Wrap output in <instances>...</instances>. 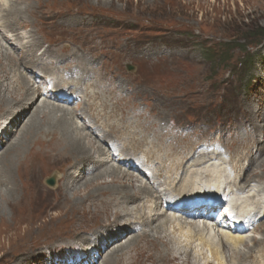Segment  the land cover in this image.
<instances>
[{
    "label": "rangeland",
    "instance_id": "1",
    "mask_svg": "<svg viewBox=\"0 0 264 264\" xmlns=\"http://www.w3.org/2000/svg\"><path fill=\"white\" fill-rule=\"evenodd\" d=\"M3 2L6 4L5 0ZM31 2L34 13L29 14L30 16L26 19L33 29L35 27L42 29L39 40L44 42V47L37 52V55L48 47L49 41L62 43V52H64L62 48L70 49L68 47L70 41H78L80 44L77 48L83 47L81 50L87 52L85 54L90 61L85 62L87 69L82 64V67L89 71L87 80L90 77L95 79L96 76L102 78L103 84L96 87V91L100 94L92 113L96 115L94 118L110 117L113 111H119L116 106L107 107L105 112L101 111V107L98 108L105 102L108 95L110 98L111 94H116L117 97L110 98L112 102L109 99V104L119 102V113L128 115L130 121L137 124L129 128L122 121V131H138L148 127L151 129V134L154 130L161 132L158 136L169 133L170 136L167 135L165 143L179 145L186 158L187 168L197 162L208 160V158L200 160L196 158L199 154L195 155L200 145L204 146V144L211 148L219 145L224 149L225 156L226 153L228 155L226 161H232L227 169L230 170L233 179L238 172L243 173L236 166L242 170H245V167L248 168V162L243 160L241 166L239 159L248 148H257L261 145L260 142L256 143V129L264 130L262 127L264 120L252 118V112L255 115L264 114V38L261 36V34L264 35V0H31ZM50 9L57 10L56 14L57 12L69 13L68 15L58 13V18L48 25L55 16L54 13L47 14L51 11ZM73 19L76 20L75 24L69 22ZM19 32L27 36L29 31L19 30ZM8 48L11 53L12 50L17 49L19 52L20 45L13 42L8 45ZM65 54L61 53L60 56L63 57ZM3 58H0L1 79L4 78L6 72L4 67L7 63ZM63 58L65 59L45 58L43 63L53 62L52 65L59 71L55 74L58 77L64 75L76 78L81 73H85L79 60L73 62L68 56ZM127 66H133L134 70L128 72ZM94 70L97 71L92 72ZM34 72V69L27 71L29 80L32 78L30 80L32 89L36 87ZM72 78L69 80L70 88L75 89L74 86L77 84L76 87L80 91L86 88V80L79 84L77 81L73 82ZM59 83H62V80ZM63 84L65 88H68L66 83ZM15 91H17L16 87ZM78 94L76 97H81V93ZM17 96L19 95L12 96V93H6L4 97L6 101L16 102ZM41 100L36 105H39ZM80 103L81 100L66 108L71 111L80 109L79 112H84V107ZM5 106L6 104L0 108L3 109ZM34 109L35 106L32 111ZM138 134L140 135L139 131ZM58 137L62 136L58 135L52 143L44 137L43 143H36L35 140L33 142L29 139L25 143V148L21 150V155L19 152L17 155L10 152L0 160V185L11 186V180H13L16 191L11 199L20 202L12 212L11 207L2 202L0 196V215L6 219V223L8 222L2 225V218H0V225H2L0 226V264H56L59 256L61 258L70 256L69 253L65 254L70 249L66 248V245L71 247L70 243L77 242L78 237L83 243L92 242L91 233L99 223L101 228L95 229L93 235L97 234L99 229L108 227L109 223L114 222L113 218L106 221L108 211H113L110 199L113 193V197L125 193L114 190L138 193L136 191L138 186H131L133 184L129 181L120 182V179L119 181L107 176L82 185L79 183L85 181L75 183L73 180L72 184L75 186L69 185L68 191L65 190L67 188H64L62 182L58 184L61 188H49L45 181L54 177L56 184L59 183L60 174L64 173V170L67 174L68 166L73 164L77 157L76 152L67 150L63 151L64 153L61 152L62 156L61 154L52 156L56 150L53 151V147H56L53 144L59 139ZM262 137L260 141H263ZM150 139L152 141L153 136ZM139 142L143 144L142 139ZM96 146V141L90 137L85 153L93 155L97 149ZM0 150H2L1 146ZM125 152L131 154L129 151ZM11 159L13 160L12 165L10 163L12 166L10 168L13 169L12 179L10 175L5 174L7 169L5 166L9 165ZM33 161L36 162L33 163ZM221 161V159L214 160L189 171L198 170L207 176L213 171L210 165L219 166ZM250 161H252L251 157ZM115 166L119 168L117 164ZM109 168L101 172L104 173ZM250 170L255 181L253 185H257L258 188L261 185L257 189L264 191L263 183L258 182L264 171V154L253 162ZM189 171L184 174L183 170L180 171V176L190 177ZM101 172L99 173L102 174ZM99 173L96 175H100ZM135 174L144 179L143 175ZM96 175H90L86 181ZM139 185L142 184L139 183ZM0 193H5L3 188L0 189ZM104 207L108 211L104 212L102 210ZM197 223L202 224L201 221ZM162 232L153 231L150 233V235L153 234V238L147 234L148 236L142 237L144 240L141 236L133 237L123 244L125 245L123 252L117 253L122 245L115 247V250L113 248L108 250L109 253L104 255L105 258L100 264H123L135 253L137 264H155L152 262L155 248L162 254H166L167 262L164 264H185L184 259L179 258L178 261L174 259L168 247L171 244L162 238L161 235L164 233ZM86 234L88 236L83 237ZM246 236L251 239H263L264 229L250 232ZM83 238L84 240H81ZM156 238L158 239L154 241ZM136 239L138 241H135ZM199 245L200 243L195 241V246L199 247ZM63 247L66 249L61 252ZM76 253L72 251L73 256ZM96 256L100 259V255Z\"/></svg>",
    "mask_w": 264,
    "mask_h": 264
},
{
    "label": "bare ground",
    "instance_id": "2",
    "mask_svg": "<svg viewBox=\"0 0 264 264\" xmlns=\"http://www.w3.org/2000/svg\"><path fill=\"white\" fill-rule=\"evenodd\" d=\"M5 1L6 4L3 2V0H0V58L4 57L7 62L5 64L6 66L4 67L6 68L4 78H0V106L6 104L5 108H0V110H4L0 111V146L2 147V150H0V160L4 155H7L6 153L10 152L16 155L19 152V155H21V150L25 148V143L28 142L29 139H32L33 142L35 140L36 143H43L44 137L52 143L54 140H56L58 135H61L62 137H58L59 139L53 144V146H56L53 147V151L55 149L56 150L54 151L55 154H52V156L56 157L60 155L61 152L67 150L72 153L76 152L75 156L77 157L76 160L74 159L73 164H70L68 166L67 174L65 170L64 173L60 174L59 172V174L61 175L59 178V183H57L54 188L48 186L49 188L55 189L56 187H59L60 182H62L64 184V188H67L65 190L68 191L69 185L75 186L74 184H72L74 183L73 180H75V183L85 181L83 183H79V185H82L93 182L102 176H107L108 178L118 180L120 179V182H122V180H126L133 184L131 186H138L136 190L138 191V193H130L128 191L126 192L125 190H114L116 192L125 193L115 197H113L114 193L112 194V199H110V206L113 211H108V209H106L105 207L104 209L102 208L104 212H109L107 214V219L105 218L106 221H108L109 218H113L114 222L112 224L108 222V227L99 229L98 233H95L93 235V231L95 229L101 228V224L99 223V225L96 226V228L91 233V236H93L91 238L92 242L83 243L79 240L78 237L77 242L70 243L72 245L71 247H67L66 245V248H70L68 250L69 255H72L73 250L79 249L78 253L81 255V257H87V260H84L82 264H100L102 259L105 258L104 255L108 252V250L110 251L112 248L114 249L117 246L121 247L122 245V248L118 250L116 249L117 253L119 254L125 249V245L123 244L129 242L133 237L141 236V239L144 240L142 238L143 236L146 237L149 235L151 236V238H153V234L150 235V233H152L153 231H163V235H159H161L165 241L170 242L171 245L168 247H170L169 250L171 251L172 256H174L175 260L179 258H181L182 260L184 259L185 261L183 263L185 264H264V238L251 239V237L239 235L234 232H232L234 234L228 233L222 230V228H220L219 226H211L207 220H202V224H198L197 221H200L201 219L193 216H188L185 210H183L184 212H175L174 210H172L173 208H170L171 205L174 206L177 203L187 204L188 201L194 200L192 199L193 197L200 196L202 193H205L202 191H214L216 188L213 186H216L218 187L217 193H220V191L222 190L221 188L225 187L223 188L224 193L228 190L231 196L242 195L240 198L235 197L238 201L241 202V205L237 206L238 210L243 211L244 215L246 216L254 215L255 218H261V215L264 214V191L258 190L261 185L258 184L259 188L257 185H253L255 181L253 179L251 173L252 171L250 170V168L251 166H253V162L257 160L258 157H260L262 154H264V130L256 129V143L260 142L261 145L257 146V148H248V150L244 152L243 156L239 160L241 166L243 163L242 161L246 160L248 162V168L245 167V170H242L239 166H236L240 171H243V173L238 172L234 180L230 179V174L228 173L229 171H227L225 167H222L225 164L231 163V160L229 162L224 161L223 164L219 166L211 165L213 166V171H208L210 174L207 176L205 175V173L198 170L190 172V169L200 168L201 166L208 164L210 161L219 159L220 155H215V153H212L215 156V158L212 159L210 156H208L209 154H207V161L197 162L191 166H188L187 168V166L185 165L186 158L184 157L183 151L179 147V145L165 143L167 135L170 136L169 133H162L160 136H158L161 132L154 130V133L151 134V129L148 127L138 129L141 136L136 130L122 131V121H124V124L129 126V128L135 125L136 122L130 121L128 115L119 113V102L109 104V99L112 97H117L116 94H111L110 98L108 95L105 99V102L100 104L98 108L101 107V111L105 112L107 111V107L114 108L116 106V108H119V111H113V114L110 117L102 116V119L106 120L94 118L96 115L92 113L96 107V100L100 94L99 91H96V87L103 83L101 82L102 78H98L97 76L95 77V79H92V77H90V79L87 80L89 71L85 70L84 66L82 67L83 64L87 69V63L85 62H90L88 59V55L85 54L87 52L81 50L83 49V47H81L80 49L77 48L78 44H80L78 41H70V45H68L70 49L62 48L64 52L61 51L62 43H58L59 41L57 43L49 41L48 47L45 48V50L40 55H37V52L44 47V42L39 40V34H41L42 29H37L36 27L33 29L31 27V24L27 22L28 19H26L30 16L29 14L34 13L31 0ZM50 10L51 11L47 14L50 15L51 13H54L55 16L48 25H51L52 22L58 18V13H64L65 15H68L69 13L57 12L56 14L55 12L57 10ZM69 22L75 24L76 20L73 19ZM59 26L61 27L62 25ZM19 30L29 31L28 35H21ZM63 34H65V32H63ZM13 42L20 45L19 52L17 51L18 49L12 50V53L15 55H13L8 48V45ZM61 53H66L65 56H68L69 59H71V61L73 62H78L79 60L81 67L85 71V73H81L79 77L74 78V76H72L73 82L77 81L80 84L81 82L84 83L85 80L87 81L85 82L86 88L83 91H80V89L76 87L78 86V84L74 86L75 89H72L71 87L73 94L77 96V94L80 92L81 97H75V99L71 100L63 99L65 98V87H62V85H58V82L60 80H64L68 87L70 86V77L64 75L62 77L57 76V81L55 85H52L53 87L51 89L43 87L40 84L37 85L34 89L31 88L32 85L30 80H32V78H30L29 80L27 71L30 72L31 69L37 71L36 69H38L40 71L48 72L50 73V75H54L52 77L56 79L55 74L59 71H57L56 67L52 65L53 62L43 63V61H45V58L64 60L65 58L63 57L65 56L61 57ZM22 68L24 69L23 71ZM97 70H94L92 72H96ZM15 87L17 88V91H15ZM6 93H12V96L13 94L19 95L17 96L18 100L16 102L6 101L4 97ZM40 99H42L40 101V104L36 105ZM80 100L81 106L84 107V112H79L80 109L71 111L66 108V106H70L72 103L77 101L79 102ZM5 101L7 103H5ZM93 101H95V103ZM47 102L55 104H49ZM34 106L35 109L32 111ZM252 116L253 120L255 118L261 119L262 121L264 120V114L255 115V113L252 112ZM78 120L81 122H79ZM89 123L91 124L90 126ZM43 127H45L46 129L43 130ZM256 127L258 128L257 125ZM262 127H264V125ZM96 132L103 133L104 136L98 139ZM150 134L153 136L152 141L150 139ZM90 137H93L97 143V149H94L95 152L93 151V155L85 153L88 149H86V146L88 145ZM260 137H262L263 141H260ZM114 138L122 141L123 147L121 148V152L113 150L114 145H116L113 143ZM20 139L22 140L20 141ZM141 139L143 140L142 145L139 142ZM12 140L13 142H11ZM143 148H146V150H142ZM140 150H142L145 160H141L139 162V165L143 167L144 171L139 170L132 160L133 152ZM125 151H129L131 152V154L126 153ZM49 152H51V150H49ZM250 157L253 162L250 161ZM42 160L45 161L44 159ZM35 162L36 161H33V163ZM10 163L12 165V159L9 160V165L7 164L8 166H5L7 168L5 169V174L10 175V179H12L11 176L13 169L11 170ZM115 164H117L119 168L116 167ZM108 167L110 168L106 169L104 173L101 172L103 169ZM182 170L183 174L189 171L190 177L182 178L183 175L180 176V171ZM99 172H101L102 174H100ZM131 172L143 175L144 179L138 177L135 173L132 174ZM97 173H99L100 175L97 176ZM90 175H96V177L86 181ZM134 176L138 179H136ZM258 182H262L264 186V171L262 172L260 181ZM139 183L142 185H139ZM9 186L10 185L5 187V185H0V189L2 190L3 188L5 192L2 194L0 193V196L2 198V202H5L7 206L11 207V211L14 212V208L17 207L18 203L20 202H16L15 199H11V196L15 193L14 191H16V189L13 187V180H11V186ZM34 204H36V202ZM99 216H101V214ZM0 218H2V225L3 223H6V219L3 216L0 215ZM262 218L255 224V231L264 229V220L262 221ZM126 219L127 221L124 222V220ZM129 223L130 225L128 226ZM239 230L242 233V229ZM124 235L126 236L123 238L122 236ZM87 236V234L86 236L83 235V237L85 238ZM157 239L158 238L154 239V241H156ZM81 240H84V238ZM87 240L90 241V239ZM159 240L161 239L159 238ZM135 241L138 240L136 239ZM195 241H198L200 243L199 247L195 246ZM143 247L140 248L143 249ZM241 247H243L244 249H242ZM66 248L63 247L61 249V252ZM131 248L132 247H130V249ZM155 250L156 252L153 255L154 258H152V262L155 264L166 263V254H162V252L156 248ZM96 255H100V259ZM135 255H132L129 260H126L127 263L123 262V264H128V262L129 264H137ZM94 261H96V263Z\"/></svg>",
    "mask_w": 264,
    "mask_h": 264
},
{
    "label": "water",
    "instance_id": "3",
    "mask_svg": "<svg viewBox=\"0 0 264 264\" xmlns=\"http://www.w3.org/2000/svg\"><path fill=\"white\" fill-rule=\"evenodd\" d=\"M129 70H133V68H129ZM47 183H48L49 185L53 186V185L55 184V179L52 178V179L48 180Z\"/></svg>",
    "mask_w": 264,
    "mask_h": 264
},
{
    "label": "trees",
    "instance_id": "4",
    "mask_svg": "<svg viewBox=\"0 0 264 264\" xmlns=\"http://www.w3.org/2000/svg\"><path fill=\"white\" fill-rule=\"evenodd\" d=\"M261 36L264 38V35L263 34H261Z\"/></svg>",
    "mask_w": 264,
    "mask_h": 264
}]
</instances>
